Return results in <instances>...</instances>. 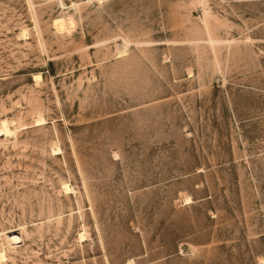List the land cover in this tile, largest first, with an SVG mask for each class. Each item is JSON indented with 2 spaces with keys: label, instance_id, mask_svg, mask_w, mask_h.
Segmentation results:
<instances>
[{
  "label": "rangeland",
  "instance_id": "obj_1",
  "mask_svg": "<svg viewBox=\"0 0 264 264\" xmlns=\"http://www.w3.org/2000/svg\"><path fill=\"white\" fill-rule=\"evenodd\" d=\"M3 120L0 264H264V0H0Z\"/></svg>",
  "mask_w": 264,
  "mask_h": 264
},
{
  "label": "bare ground",
  "instance_id": "obj_2",
  "mask_svg": "<svg viewBox=\"0 0 264 264\" xmlns=\"http://www.w3.org/2000/svg\"><path fill=\"white\" fill-rule=\"evenodd\" d=\"M35 80H39V76L35 77ZM42 121L43 120L40 119L39 123H41ZM7 124L8 123L6 122V120H3L2 125H1L0 135H5V137H8V136L10 137V135L12 134V131L9 130ZM56 150H58V149H56ZM67 189H68L67 186H65L64 190L68 191ZM190 202H191L190 198L186 200V204H189ZM82 237H83V235L80 234L79 239ZM9 239L11 242H13L12 243L13 245L16 243V240H17L16 236H10ZM5 258H6L5 253L2 251L0 254V261L4 260Z\"/></svg>",
  "mask_w": 264,
  "mask_h": 264
}]
</instances>
